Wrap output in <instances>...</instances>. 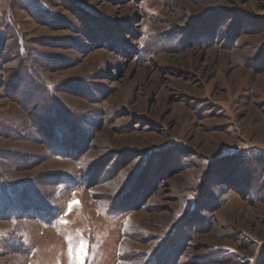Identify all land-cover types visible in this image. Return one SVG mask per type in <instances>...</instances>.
I'll return each instance as SVG.
<instances>
[{"label":"rangeland","instance_id":"obj_1","mask_svg":"<svg viewBox=\"0 0 264 264\" xmlns=\"http://www.w3.org/2000/svg\"><path fill=\"white\" fill-rule=\"evenodd\" d=\"M0 181V264H264V0H0Z\"/></svg>","mask_w":264,"mask_h":264},{"label":"trees","instance_id":"obj_2","mask_svg":"<svg viewBox=\"0 0 264 264\" xmlns=\"http://www.w3.org/2000/svg\"><path fill=\"white\" fill-rule=\"evenodd\" d=\"M30 188L31 187L14 188V185L10 182L7 184L0 181V217L6 212H10V214L13 215V213H15L14 210L22 208L25 205L24 202L26 201L35 202L36 200L35 203H38L40 201L39 196H37V194ZM20 195H22L23 199Z\"/></svg>","mask_w":264,"mask_h":264},{"label":"snow or ice","instance_id":"obj_3","mask_svg":"<svg viewBox=\"0 0 264 264\" xmlns=\"http://www.w3.org/2000/svg\"><path fill=\"white\" fill-rule=\"evenodd\" d=\"M75 204H78V202H73V204H70L69 205V212L71 211L72 207L75 205ZM84 255V249H83V245L81 246V249H80V256L82 257Z\"/></svg>","mask_w":264,"mask_h":264}]
</instances>
